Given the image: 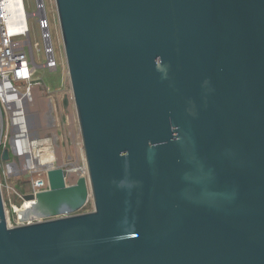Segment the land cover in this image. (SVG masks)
Instances as JSON below:
<instances>
[{
  "label": "water",
  "instance_id": "obj_1",
  "mask_svg": "<svg viewBox=\"0 0 264 264\" xmlns=\"http://www.w3.org/2000/svg\"><path fill=\"white\" fill-rule=\"evenodd\" d=\"M54 1L87 178L0 187V264H264V0Z\"/></svg>",
  "mask_w": 264,
  "mask_h": 264
},
{
  "label": "built area",
  "instance_id": "obj_2",
  "mask_svg": "<svg viewBox=\"0 0 264 264\" xmlns=\"http://www.w3.org/2000/svg\"><path fill=\"white\" fill-rule=\"evenodd\" d=\"M35 7L36 10L32 13L25 10L24 4L23 13L20 14L21 9L18 8L9 12L6 0H0V187L1 190L5 188L12 191L6 198L2 193L6 215L11 212L16 216L13 224L9 223L7 218L9 226L22 224L17 213L24 209L26 203L23 199L25 193L15 189L10 180L20 176L29 181L28 193H37L47 189L46 172L54 166L49 163L37 164V155H43L44 152L35 149V143L43 141L51 146L53 152L55 150L50 138L32 137L28 115L33 100L32 91L40 84L33 80L37 69L55 71L58 68L44 1L35 0ZM30 18H35L43 43L42 49L37 48L36 51L30 40ZM37 60H40V63ZM60 108L62 109L61 105ZM4 149L8 150L7 160L1 159ZM13 156L17 157L18 161H14ZM69 165L65 164L64 167L78 170L81 173L79 177L87 178L86 161L83 168ZM16 197L22 201L20 207L14 204Z\"/></svg>",
  "mask_w": 264,
  "mask_h": 264
},
{
  "label": "rangeland",
  "instance_id": "obj_3",
  "mask_svg": "<svg viewBox=\"0 0 264 264\" xmlns=\"http://www.w3.org/2000/svg\"><path fill=\"white\" fill-rule=\"evenodd\" d=\"M43 1L45 3L46 15L49 21L51 40L58 68L55 71L39 68L34 74L33 80L39 82L43 87V90H41L39 86L35 87L32 91L33 100L28 109L29 123L31 124V130L33 131L32 137L34 139L44 136V134L48 131H52L54 134L59 136L61 145L59 148H54L55 151L53 152L51 146H48L45 142L42 141L35 143V149L42 150L44 152L43 155H37L36 161L38 165L49 163L51 166L57 163L56 165L64 167L65 164H74L75 167L78 166L83 168L85 166V155L77 113L72 98V89L66 65L55 1ZM23 4L28 13H32L36 10L35 0H23ZM28 26L33 49L35 51L37 48L42 49L43 43L40 37V31L35 23V18L29 19ZM37 62L40 63V60H37ZM64 95L69 97V107L67 113L60 108L61 99ZM50 99L52 100L56 115L55 122L52 127H49L50 124L48 117ZM66 171L67 184L76 182L81 175L78 170L75 171L71 168L66 169ZM10 183L15 189L20 190L25 194L30 191L29 181L22 179L20 176L13 177L10 180ZM1 191L5 198L12 193L11 190H7L5 188ZM86 193L87 195L90 194L88 183ZM81 206L82 208L78 209L76 213L91 211L93 209L92 197L90 196L88 201L84 202ZM7 218L9 219L8 222L13 224L16 216L9 212L7 214Z\"/></svg>",
  "mask_w": 264,
  "mask_h": 264
},
{
  "label": "bare ground",
  "instance_id": "obj_4",
  "mask_svg": "<svg viewBox=\"0 0 264 264\" xmlns=\"http://www.w3.org/2000/svg\"><path fill=\"white\" fill-rule=\"evenodd\" d=\"M6 4L9 7V12H13L14 9H21V13H23V0H6ZM16 14V13H14Z\"/></svg>",
  "mask_w": 264,
  "mask_h": 264
}]
</instances>
